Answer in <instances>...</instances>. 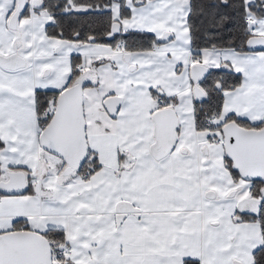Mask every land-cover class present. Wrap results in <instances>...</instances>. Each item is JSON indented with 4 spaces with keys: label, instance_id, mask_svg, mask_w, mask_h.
<instances>
[{
    "label": "snow or ice",
    "instance_id": "obj_1",
    "mask_svg": "<svg viewBox=\"0 0 264 264\" xmlns=\"http://www.w3.org/2000/svg\"><path fill=\"white\" fill-rule=\"evenodd\" d=\"M0 264H264V0H0Z\"/></svg>",
    "mask_w": 264,
    "mask_h": 264
}]
</instances>
